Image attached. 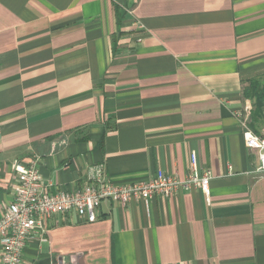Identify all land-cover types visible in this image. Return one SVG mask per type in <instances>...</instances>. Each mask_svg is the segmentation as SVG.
Returning a JSON list of instances; mask_svg holds the SVG:
<instances>
[{
	"label": "crops",
	"instance_id": "obj_1",
	"mask_svg": "<svg viewBox=\"0 0 264 264\" xmlns=\"http://www.w3.org/2000/svg\"><path fill=\"white\" fill-rule=\"evenodd\" d=\"M264 80V0H0V216L15 164L74 191L101 164L116 185L183 179L149 201L102 200L94 222L55 216L24 264H264V178L242 119Z\"/></svg>",
	"mask_w": 264,
	"mask_h": 264
},
{
	"label": "built area",
	"instance_id": "obj_2",
	"mask_svg": "<svg viewBox=\"0 0 264 264\" xmlns=\"http://www.w3.org/2000/svg\"><path fill=\"white\" fill-rule=\"evenodd\" d=\"M245 145L256 151L258 164L254 172L264 178V134L255 133L242 119ZM12 199L0 216V264H24L23 252L28 240L36 232L42 234L55 216H68L82 222H94L104 199L125 204L131 197L149 201L159 195L167 197L179 189L192 186L209 193V172L198 173L196 155L190 154V172L180 179L176 174L159 170L150 179L132 184L116 185L108 181L101 164L88 168L85 182L74 191L56 188L46 182L38 160L15 164ZM51 264H59L57 261Z\"/></svg>",
	"mask_w": 264,
	"mask_h": 264
},
{
	"label": "trees",
	"instance_id": "obj_3",
	"mask_svg": "<svg viewBox=\"0 0 264 264\" xmlns=\"http://www.w3.org/2000/svg\"><path fill=\"white\" fill-rule=\"evenodd\" d=\"M246 98L253 100V113L254 118L260 116L264 107V80L251 79L248 86L244 89Z\"/></svg>",
	"mask_w": 264,
	"mask_h": 264
}]
</instances>
